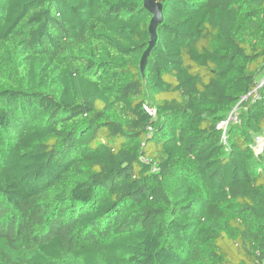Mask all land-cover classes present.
I'll return each instance as SVG.
<instances>
[{
  "label": "trees",
  "instance_id": "1",
  "mask_svg": "<svg viewBox=\"0 0 264 264\" xmlns=\"http://www.w3.org/2000/svg\"><path fill=\"white\" fill-rule=\"evenodd\" d=\"M163 16L0 0V264L264 263V0Z\"/></svg>",
  "mask_w": 264,
  "mask_h": 264
},
{
  "label": "water",
  "instance_id": "2",
  "mask_svg": "<svg viewBox=\"0 0 264 264\" xmlns=\"http://www.w3.org/2000/svg\"><path fill=\"white\" fill-rule=\"evenodd\" d=\"M167 1L168 0H144V8L148 13L152 15V19L149 26V32L151 36V39L149 41V47L143 54L140 62V71L143 77L145 76V69L151 51L155 47L158 40L157 29L164 21L163 7L164 3H166Z\"/></svg>",
  "mask_w": 264,
  "mask_h": 264
},
{
  "label": "built area",
  "instance_id": "3",
  "mask_svg": "<svg viewBox=\"0 0 264 264\" xmlns=\"http://www.w3.org/2000/svg\"><path fill=\"white\" fill-rule=\"evenodd\" d=\"M263 85H264V76H263L262 80L260 81L259 85L256 87V89L252 93L248 94L247 96H244L242 98V101L243 102L249 101L251 103L261 101L262 98H261L259 90L263 87ZM145 110L147 111V113H149L150 116L154 117L157 114V111L154 108H150L148 106H145ZM235 111L232 112L227 119L221 121L219 123V125L217 126V128L219 130H222V132H223V142H225V143L227 141V131H228L230 124L233 122H238V114ZM253 150L257 156L262 154L264 151V140L263 139H257L255 141V144L253 145Z\"/></svg>",
  "mask_w": 264,
  "mask_h": 264
}]
</instances>
